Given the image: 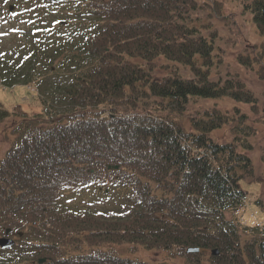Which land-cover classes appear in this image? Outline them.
Segmentation results:
<instances>
[{"label":"trees","instance_id":"trees-1","mask_svg":"<svg viewBox=\"0 0 264 264\" xmlns=\"http://www.w3.org/2000/svg\"><path fill=\"white\" fill-rule=\"evenodd\" d=\"M238 1L263 33L264 0ZM238 12L224 0H0L13 33L0 80L35 84L43 101L20 111L0 159V235L16 239L0 264H167L115 244L264 264V224L238 216L242 180L264 185L249 152L257 126L216 100L259 108L238 73L217 71L241 43L240 63L264 79V43ZM11 114L0 103V126ZM224 125L230 138L215 134Z\"/></svg>","mask_w":264,"mask_h":264},{"label":"rangeland","instance_id":"rangeland-1","mask_svg":"<svg viewBox=\"0 0 264 264\" xmlns=\"http://www.w3.org/2000/svg\"><path fill=\"white\" fill-rule=\"evenodd\" d=\"M226 6L233 11H240L238 19L243 27L244 35L259 46L264 43V32H260L257 29L253 15L248 10L241 11L242 4L238 0H224ZM222 24V21H219ZM233 24V23H232ZM11 19L9 21L0 20V36L2 47L9 48L13 43V33H11ZM222 26V25H221ZM225 30L224 33L229 32L226 25L222 26ZM244 36V37H245ZM243 50L241 43L232 44L227 43V55L225 60L217 70L213 69V73L216 74L215 70L222 73L224 76L228 74V70L231 73H238L242 81L249 86L256 97V102L259 104V108L255 111L252 108L251 103L239 101L236 102L229 96H225L216 99L223 108H233L234 104H238L245 112L254 118L252 121L257 126V131L254 136V148L250 149V155L255 163V168L259 172L264 173V161L261 159V146L264 145V79L259 76V65L254 64L255 69L246 68L240 63L238 59L239 51ZM162 72L161 70H158ZM39 88L35 84L19 83L14 85H6L0 80V103L4 107L9 109L12 114L5 120L0 126V159L3 157L4 152L7 150L9 145L14 141L17 136L14 132L12 122L20 119L21 112H25L28 115H34L42 111L43 105L40 98ZM46 94V93H44ZM215 100L209 99L208 102ZM23 112V113H24ZM233 131L228 126H222L215 131L216 136L221 139L230 138ZM242 185L247 189V199L245 206L240 210L238 214L239 218L245 221L249 225L263 222L264 224V185L262 182L257 180H242ZM92 191V190H91ZM93 196V195H92ZM91 196V197H92ZM79 198L81 196L78 195ZM262 198V201L258 200ZM114 201V200H113ZM263 227V226H262ZM117 253L122 256L140 258L150 262H166L167 264H207L208 259L205 257L202 263H194L188 260L182 254H178L176 249H151L144 246L133 247L128 244H115L112 247Z\"/></svg>","mask_w":264,"mask_h":264},{"label":"water","instance_id":"water-1","mask_svg":"<svg viewBox=\"0 0 264 264\" xmlns=\"http://www.w3.org/2000/svg\"><path fill=\"white\" fill-rule=\"evenodd\" d=\"M15 243V239L8 236H0V246L2 247H9ZM188 251H199V247H189L187 249ZM218 250L215 249L214 252H217ZM44 259V258H43Z\"/></svg>","mask_w":264,"mask_h":264}]
</instances>
